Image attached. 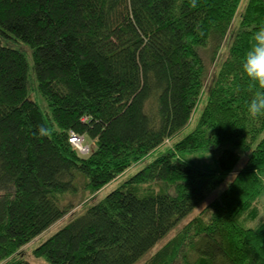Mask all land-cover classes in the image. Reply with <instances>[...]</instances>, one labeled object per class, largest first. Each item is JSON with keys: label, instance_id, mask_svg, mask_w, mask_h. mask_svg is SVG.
<instances>
[{"label": "trees", "instance_id": "16d2710c", "mask_svg": "<svg viewBox=\"0 0 264 264\" xmlns=\"http://www.w3.org/2000/svg\"><path fill=\"white\" fill-rule=\"evenodd\" d=\"M0 0V264L60 220L61 199L95 193L191 122L194 128L33 249L41 264H137L229 175L232 180L143 264H264V117L242 70L264 0ZM31 54L42 109L28 95ZM225 54L220 55L223 43ZM44 128L46 134L41 135ZM94 142L88 155L69 141ZM250 151L241 168L237 151ZM215 157L214 166L190 160ZM156 185L154 188L152 185ZM14 255V256H13Z\"/></svg>", "mask_w": 264, "mask_h": 264}, {"label": "rangeland", "instance_id": "374dc122", "mask_svg": "<svg viewBox=\"0 0 264 264\" xmlns=\"http://www.w3.org/2000/svg\"><path fill=\"white\" fill-rule=\"evenodd\" d=\"M247 0H241L240 6L238 8V12L234 18L233 22V27L237 25L239 21V14L242 12L243 7L245 6ZM10 45L20 51H22L25 55V58L28 63L29 67V77H28V95L31 100H34L37 105L42 109L43 113L46 114L49 109L47 107V102L43 99V97L40 95V93L36 90V84L33 79L32 75V59H31V54L29 49L22 45L21 42H10ZM222 49L220 51V55L223 53L225 54L226 49H227V44L224 42L222 45ZM203 59L205 61L206 67H207V76L205 79V88L203 87L202 94H201V100H199V103L196 106V109L192 115L191 122L188 124L185 128H183L179 135L174 136L171 139L165 140V142L157 148L155 151H153L149 156H147L144 160L132 165L129 167L123 174L117 176L113 181L105 185L103 188H101L99 191L95 193H90L83 188V179L79 176L76 178L75 185L77 187L76 193H68L63 196L61 199V205L66 207L68 209L67 214H65L60 220L56 221L52 226H50L47 230L42 232L40 235L32 239L30 242H28L26 245L21 247L18 250V254L15 256L22 257L25 259L29 264H41L43 262L42 259L36 258L33 255V249L40 244L43 240L48 238L51 234H53L57 229L62 227L64 224L69 222L73 217L79 215L82 213L85 208L97 202L99 199H102L107 193H109L111 190L114 188L118 187L127 177L133 175L135 172H137L139 169H141L146 163L149 161L153 160L156 156H158L160 153L167 151L168 149H171L174 142L178 139H181L184 137L186 134H188L195 126V121L198 117V114L200 110L202 109L204 103H205V91H206V86L208 85L210 78L214 71L217 68L218 65V58H213L212 57V52L207 48L202 51ZM85 146H87L90 150H93L94 148V142L91 141L89 138L84 137L83 142ZM237 151L241 155V159L237 165V168H241L245 161L247 160L250 151H244V150H239ZM90 152V151H89ZM84 155H86L84 153ZM88 155V152H87ZM190 160L199 164V165H211L214 166L215 163V157L213 155L206 153V152H195L192 153V155L189 156ZM233 176L229 175L228 178L224 183L219 185L217 189L213 192L210 193V195L206 198V200L195 210H193L192 213H190L186 218H184L173 230H171L161 241H159L152 250H150L137 264H143L150 255H152L156 250H158L163 244H165L167 241H169L172 237H174L179 230L187 223L189 222L192 218L196 216H208L207 211V205L209 202L216 196L218 195L226 186L227 184L232 180ZM262 178L264 181V173L262 174ZM154 188H156V185H152ZM256 206L258 207V217L254 219L253 221H248L246 223V227H255L261 222L264 221V186L262 189V192L260 196L257 199ZM14 256V255H13Z\"/></svg>", "mask_w": 264, "mask_h": 264}, {"label": "clouds", "instance_id": "9594fccd", "mask_svg": "<svg viewBox=\"0 0 264 264\" xmlns=\"http://www.w3.org/2000/svg\"><path fill=\"white\" fill-rule=\"evenodd\" d=\"M195 7V0H192ZM242 70L255 93L247 104L248 115L257 119L264 117V27H261L253 36V44L242 61ZM41 135L46 134L40 129Z\"/></svg>", "mask_w": 264, "mask_h": 264}, {"label": "built area", "instance_id": "2783aa9c", "mask_svg": "<svg viewBox=\"0 0 264 264\" xmlns=\"http://www.w3.org/2000/svg\"><path fill=\"white\" fill-rule=\"evenodd\" d=\"M83 137L80 135H75L72 134L69 137V141L72 143V145L81 153V154H87V152H89V148L87 146H85L82 142H83Z\"/></svg>", "mask_w": 264, "mask_h": 264}]
</instances>
